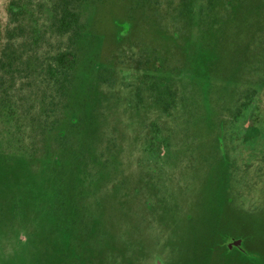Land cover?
Masks as SVG:
<instances>
[{
  "label": "rangeland",
  "instance_id": "rangeland-1",
  "mask_svg": "<svg viewBox=\"0 0 264 264\" xmlns=\"http://www.w3.org/2000/svg\"><path fill=\"white\" fill-rule=\"evenodd\" d=\"M47 1L0 0V60L11 4L43 32L0 98V264H264V0H88L65 94Z\"/></svg>",
  "mask_w": 264,
  "mask_h": 264
},
{
  "label": "trees",
  "instance_id": "trees-1",
  "mask_svg": "<svg viewBox=\"0 0 264 264\" xmlns=\"http://www.w3.org/2000/svg\"><path fill=\"white\" fill-rule=\"evenodd\" d=\"M88 0H49L44 5L43 9L48 14L47 24L49 31L62 43L65 37L69 38L71 46L66 49L58 51H48V56H44L47 62L41 68L39 72L46 78V82L49 84L53 91L58 93H64L69 88L71 80V74L75 71L78 63V56L72 45L82 35L83 30V9ZM41 9V11L43 10ZM40 11V10H39ZM11 24L14 26L7 32L8 43L4 47V52L0 60V98L4 102L3 109L7 112L8 117L14 119L16 117H22L20 111H22L25 100L18 99V95H14L17 80L16 74L19 73L22 65V56L19 53L26 47L39 46L43 32L37 26V22L33 25L30 23L26 25L23 19L29 14H35L34 9H30L27 4L18 3L16 6L11 4L10 7ZM29 30V33L26 30ZM47 41V32L44 34ZM23 43L18 41V38L24 37ZM18 41V42H17ZM39 61V57L35 58ZM26 64L24 66H29ZM40 67V65H37ZM61 95V94H59ZM31 96V98H33ZM30 98V100H31ZM42 105L44 102L42 101ZM35 107V105H34ZM31 114V118L34 114ZM28 115V114H26ZM36 120L42 121L43 116H35ZM34 122V119H33Z\"/></svg>",
  "mask_w": 264,
  "mask_h": 264
}]
</instances>
